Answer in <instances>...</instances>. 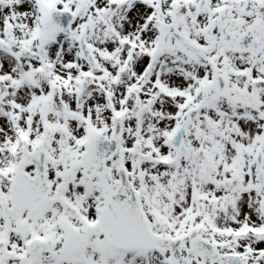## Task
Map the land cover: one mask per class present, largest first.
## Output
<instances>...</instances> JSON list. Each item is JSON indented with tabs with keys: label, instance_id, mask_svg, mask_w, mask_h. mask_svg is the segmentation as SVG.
<instances>
[{
	"label": "snow or ice",
	"instance_id": "6c2138e0",
	"mask_svg": "<svg viewBox=\"0 0 264 264\" xmlns=\"http://www.w3.org/2000/svg\"><path fill=\"white\" fill-rule=\"evenodd\" d=\"M0 264H264V0H0Z\"/></svg>",
	"mask_w": 264,
	"mask_h": 264
}]
</instances>
